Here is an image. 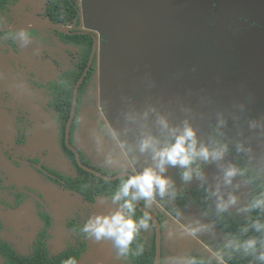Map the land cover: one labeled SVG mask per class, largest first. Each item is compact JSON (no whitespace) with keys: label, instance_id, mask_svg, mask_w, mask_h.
<instances>
[{"label":"rangeland","instance_id":"1","mask_svg":"<svg viewBox=\"0 0 264 264\" xmlns=\"http://www.w3.org/2000/svg\"><path fill=\"white\" fill-rule=\"evenodd\" d=\"M91 1L82 0V13L89 27L94 22L90 13L101 14L103 10L102 2L92 3L89 9ZM45 2L18 0L0 11L6 29L0 37L20 29L32 34L26 43L19 36L15 41H0V176L9 185L0 188V206L14 196L20 201L27 195L21 201L22 208L4 207L0 216L11 225L7 237L15 240L12 244L20 253L30 252L38 231L47 229L50 253L83 241L86 251L78 264H129L127 257L117 254L111 239L97 242L79 231L90 218L110 216L123 202H114L110 195L88 202L39 170L45 167L62 176L78 174L72 155L63 145V125L51 104L53 96L44 85L58 78L66 80L79 48L66 47L52 32L34 27L43 22L40 14ZM111 6V11L130 26L129 35L125 44L117 48L112 32L99 27L103 32L99 34L113 38L115 43L104 45L101 40L100 83L94 77L90 87L81 89L83 95L79 96L69 131L70 143L85 165L105 175H115L133 169L138 173L152 163L149 153L138 150L137 126L126 125L124 113L130 108L143 111L148 105L157 104L161 111L171 112L169 119L176 122L183 114L173 110L168 101L190 95L193 100L207 99L212 95L227 102L243 85L254 95L253 114L264 112V0H120ZM16 56L23 84L17 73ZM78 117L82 118L79 126ZM97 121H107L117 129L127 127L122 139L131 152H120L103 137L102 151H97ZM148 125L155 130L151 118ZM198 132L204 138L206 128L200 127ZM18 138L23 140L19 147L15 144ZM109 149L114 151L116 162L106 165ZM27 157L35 163L24 162ZM234 159L232 150L225 160ZM182 171L178 165L166 166L163 175L173 182L172 187L163 197L156 196L150 205L141 199L147 209L161 216L160 264H175L176 260L187 264L189 258L199 255L214 257L216 251H225L223 246L230 239L210 213L216 211V196H209L208 192L215 190L218 181L223 185L217 165L210 162L203 167L204 180L194 176L185 181ZM237 183L239 188L225 187L229 192L246 190L247 199L229 208L234 214L244 215L247 212L240 209L249 203L251 185L239 176L233 180V184ZM10 192L14 195L11 198ZM42 214L50 218L49 228ZM200 225L207 228L192 231ZM141 232L150 242L151 226L141 228Z\"/></svg>","mask_w":264,"mask_h":264},{"label":"clouds","instance_id":"2","mask_svg":"<svg viewBox=\"0 0 264 264\" xmlns=\"http://www.w3.org/2000/svg\"><path fill=\"white\" fill-rule=\"evenodd\" d=\"M0 27H5L3 17H0ZM16 36L25 43L32 38V34L27 29H20L7 31V34L0 39L15 41ZM254 102V95L241 85L239 93L230 95L227 102H222L212 95L207 99L198 97L193 100L190 95L188 98L178 97L168 101L173 110L183 114V117L176 122L169 119L171 112L161 111L157 104H150L143 111L130 108L124 113L126 125L137 126L138 150L140 153H149L152 163L138 173L133 169L132 174L122 181L118 191L111 197L114 202L123 199V204L116 212L110 216L90 218L79 229L80 233L97 242L111 239L117 254L126 257L139 230L146 228L149 222L147 212L139 221L133 219L135 202L143 199L147 206L153 203L156 196L165 195L173 185V182L163 175L168 165L180 166L183 169L181 176L185 181L191 180L194 176L204 180L206 177L203 167L211 162L217 165L222 174L224 186L239 188V183L233 184L234 178L239 176L248 185L264 188V112L253 114ZM150 118L155 130L148 125ZM52 119L55 120L54 117ZM81 119V117L77 118L78 126ZM97 125L96 131L99 135L94 137L97 151H102L101 137H103L111 141L120 152H131L127 141L122 139V133L128 131L127 127L117 129L107 121H97ZM200 127L206 128L204 138H201L198 132ZM232 150L235 152V159L225 160ZM115 162L114 151L109 149L105 154L104 164L111 165ZM173 195H175L174 189ZM208 195L216 196V214L221 219V214L237 202V196L233 192H229L225 199L221 192L220 181L217 182L215 190L208 192ZM257 209L264 212V191L253 196L240 211L252 212ZM249 219V227L261 235L243 240L235 236L228 239L223 246L228 251L213 253L218 264H225V255L231 259L233 253L240 252L244 256H253L264 264V223L259 219ZM249 227L241 228L240 232L247 233ZM204 228H207V225H200L192 231L197 232ZM63 264H78V262L74 257H69ZM175 264H184V262L176 260ZM187 264H197V262L194 258H189Z\"/></svg>","mask_w":264,"mask_h":264},{"label":"trees","instance_id":"3","mask_svg":"<svg viewBox=\"0 0 264 264\" xmlns=\"http://www.w3.org/2000/svg\"><path fill=\"white\" fill-rule=\"evenodd\" d=\"M18 0H0V10L6 8L8 5L16 3ZM78 0H46L43 16L49 23L52 34L59 37L64 43L72 46H78L77 58L73 67L71 68L67 79H60L59 81L51 82L47 85L50 90L53 100L51 104L58 112L59 117L64 123L68 117L70 104L72 101L73 87L77 78L81 74L91 51L93 38L88 33L66 34L59 30V27L65 29L75 28L82 25V16L79 8ZM87 25V22L85 23ZM93 67L90 69L79 87L80 90L86 84ZM78 94V98H79ZM64 145V143H63ZM65 149L72 155L74 163L78 167V174L76 176H62L52 170H48L54 177V180L61 182L69 189L78 192L88 202H93L101 195H114L123 180L128 177H120L115 180H103L100 177L80 168L74 158V154L65 145ZM264 188L260 186L251 185V192L249 194V201L253 196L258 195ZM123 202V199L121 200ZM142 201V200H141ZM136 205V204H135ZM207 212L209 210L205 209ZM210 212V211H209ZM216 224L229 236L239 238L240 240L247 239L251 236H260L249 227L250 219H259L264 223V212L259 209L247 212L244 215L234 214L233 211H226L222 215V219L215 212H210ZM144 216V213L139 210L136 205L133 219L139 221ZM159 220L160 216H158ZM148 225L152 228V236L150 242L146 241L141 229L137 237L133 240L128 258L129 264H153L155 257V242H154V228L151 219L149 218ZM249 227L247 233H241L240 229ZM43 235V234H42ZM85 244L82 242L81 246L67 247L56 254H50L44 245V242L37 240L33 249L28 254H19L6 241L0 239V256L3 258L4 264H63L69 257H74L77 261L80 259ZM142 249V250H141ZM228 251V250H225ZM225 264H261L253 256H244L242 252L233 253L232 258L229 259L225 255ZM197 264H218L215 257L211 256H197L195 257Z\"/></svg>","mask_w":264,"mask_h":264},{"label":"water","instance_id":"4","mask_svg":"<svg viewBox=\"0 0 264 264\" xmlns=\"http://www.w3.org/2000/svg\"><path fill=\"white\" fill-rule=\"evenodd\" d=\"M92 1L93 2H102L101 7L103 8V10H102L101 14H96L94 12H91L90 14L95 17V20L98 24L103 26L106 30H108V32H112L111 34L114 35L115 38L117 39L116 40L117 48H119L122 44H125V42L127 41V36L129 35L128 28H130L129 25L126 26L127 24L126 23L124 24V21H123V19H121V16H119V15L115 14L113 11H111V7H112L111 3L115 2V1L119 2L120 0H92ZM83 2H82V9L84 8V5H85V3H83ZM64 31H65V33H68V34L88 32L86 30L71 31L68 29L64 30ZM91 34L93 36V44H92V48H91L86 66H85L83 72L81 73V75L79 76V78L77 79V81L73 87V96H72L70 113H69V117H68L66 124H65L64 142H65V145L74 153L75 161L79 167H81L85 171L93 173L94 175L100 177L103 180L109 181V180H115V179L120 178L122 176L128 177L129 175L132 174V172L131 171H122V172H119L115 175H105V174L101 173L100 171L85 165L81 161L78 150L74 146H72L70 141H69V131H70V127H71V123L73 120L75 107H76V103H77L78 89H79V86H80L81 82L83 81L86 73L88 72V70L91 66V63H92V61L96 55L97 36L95 33H91ZM116 52H117V50H116ZM18 70H19V72L21 71V68L19 66H18ZM221 192L224 194V197L226 199L229 191L223 185H221ZM234 194L237 196V202H236V204L231 205V206L241 205L247 199V191L246 190H241V191H238ZM135 204L137 205V207L139 208V210L141 212H143L144 214L147 212L149 218L152 221V224L154 227V242H155V257H154L153 264H160V258H161V223H160L158 217L156 216V214L153 213L152 211H150L149 209H147L141 203L140 200L136 201Z\"/></svg>","mask_w":264,"mask_h":264},{"label":"flooded vegetation","instance_id":"5","mask_svg":"<svg viewBox=\"0 0 264 264\" xmlns=\"http://www.w3.org/2000/svg\"><path fill=\"white\" fill-rule=\"evenodd\" d=\"M46 3V2H45ZM45 3H44V5H43V8H42V13L40 14V16H41V18L43 19L42 21V23H40V25H38L37 23V25H34V27H36V28H42V29H44V30H48L49 32H51V30H50V26L51 25H49V23L47 22V20H46V18L43 16V11H44V7H45ZM78 4H79V8H80V11H81V16H82V25L81 26H79V27H75V28H69L68 30H71V31H79V30H86V31H88V32H82V33H88V34H90L91 36H92V34L91 33H95L96 34V36H97V50H96V55H95V57H94V59H93V61H92V63H91V66H90V68H89V70H88V72L90 71V69L93 67V69H92V71H91V73H90V75H89V78H88V80H87V82H86V84L85 85H88L89 87H90V85H91V82H92V79L95 77V79L97 78V82H98V78H99V83H100V69H101V67L99 66V64H98V60H99V53H98V49L100 50V44H102V42H101V40L102 39H104L103 41H105L104 42V45H106V44H108V45H114V39L112 38L111 40L110 39H108L107 37H102L99 33H103L102 31H100L99 29L100 28H102L101 30H106L103 26H101L100 24H98L97 22H96V20H95V17L93 16V15H90L89 17H90V20H94V22H92V28L91 27H89L88 25V23H87V25H85V23H86V19H85V16H84V14L82 13V0L80 1V2H77ZM92 3H94L93 1H91L90 3H89V9H91V4ZM8 6H10V5H8ZM7 6V7H8ZM6 7V8H7ZM5 9V8H4ZM2 10V9H1ZM0 10V11H1ZM32 24H34V23H32ZM88 26V27H87ZM84 27H87V28H84ZM100 27V28H99ZM59 30H61V31H63L64 33H65V31L64 30H67V29H65L64 27H59ZM4 31H6V29L5 28H3V27H0V36L3 34V32ZM106 32V31H105ZM66 34H68V33H66ZM74 34H76V33H74ZM59 38V37H58ZM92 38H93V36H92ZM0 41H1V39H0ZM64 43V42H63ZM92 44H93V41H92ZM8 45L9 46H13L10 42L8 43ZM65 46L67 47H69V46H72V45H70V44H68V43H65ZM92 48V47H91ZM15 62H16V69H17V73H18V76H19V79H20V81H21V83L23 84V79H22V73H21V71H22V68H21V66H20V63H19V59H18V56H16V59H15ZM87 63V62H86ZM18 66L21 68V71L19 72V70H18ZM85 66H86V64H85ZM85 66H84V68H85ZM84 68H83V70H84ZM83 70H82V72H83ZM81 72V73H82ZM88 72L86 73V75L88 74ZM81 75V74H80ZM79 75V76H80ZM86 75H85V77H86ZM84 77V78H85ZM79 78V77H78ZM77 78V79H78ZM61 78H58L57 80H54V81H59ZM67 79V78H66ZM65 80V79H64ZM84 80V79H83ZM53 81V82H54ZM77 81V80H76ZM82 83V82H81ZM47 85H48V83H45V88H47ZM81 85V84H80ZM84 85V86H85ZM83 86V87H84ZM80 87V86H79ZM88 87V88H89ZM48 89V88H47ZM78 94H79V89H78V93H77V103H78ZM80 95H83L82 94V92H81V90H80V94H79V96ZM73 96V95H72ZM71 103H72V101H71ZM77 103H76V105H77ZM105 105H107V104H105ZM104 105V107H106ZM109 107V106H108ZM70 108H71V104H70ZM75 110H76V107H75ZM69 113H70V109H69ZM74 114H75V112H74ZM68 117H69V114H68ZM68 117H67V119H68ZM74 117V116H73ZM67 119H66V121H67ZM60 120H61V122H62V125H63V121H62V119L60 118ZM66 121H65V123H64V127H63V143H64V145H65V142H64V132H65V124H66ZM69 141H70V139H69ZM16 146H20V145H22L23 144V140H22V138H18V139H16ZM72 145V144H71ZM66 146V145H65ZM73 146V145H72ZM67 147V146H66ZM68 148V147H67ZM69 149V148H68ZM70 150V149H69ZM71 151V150H70ZM74 154V153H73ZM75 158V157H74ZM32 161H30V157H27V159L24 161V162H27V163H35V161H34V159H31ZM78 165V164H77ZM81 168V167H80ZM40 171H43V172H45L54 182H57L58 184H60V185H63L61 182H59V181H56V180H54V176L48 171V170H50V169H47V168H41L40 167V169H39ZM84 170V169H83ZM53 171V170H52ZM132 172V171H131ZM16 176H17V178L18 179H24L25 180V177H23V176H20V175H17L16 174ZM15 177V176H14ZM123 177V176H122ZM126 177V176H125ZM118 179V178H117ZM2 186H5V187H8L9 185L8 184H5L3 181H2V178H1V176H0V188H2ZM208 191V190H207ZM233 193H236V192H233ZM104 195H106V194H104ZM12 196H14L13 195V193H11L10 192V194H9V197L11 198ZM27 195H25V196H23L22 198H20V201H18V197L17 196H14L12 199H10V200H5L3 203H2V205L3 206H0V212L2 211V210H4V207H5V209L6 210H12V209H15V210H17V209H20V208H22L21 206H22V204H24V203H21V201H23V200H25L24 198L26 197ZM102 196V195H101ZM100 197V196H99ZM248 197H249V194H248ZM98 199V197L96 198V200ZM95 200V201H96ZM141 201V200H140ZM141 203H142V201H141ZM143 204V203H142ZM6 207H8V208H6ZM231 210H233V209H230V208H228V210L227 211H231ZM237 210V209H236ZM151 211V210H150ZM42 217H43V219L45 220V226L47 227V228H49V225H50V218L47 216V215H45V214H42L41 215ZM157 216V215H156ZM158 217V216H157ZM161 217V216H160ZM159 219V218H158ZM160 221V220H159ZM160 223H161V221H160ZM8 226H9V228H11L10 226L11 225H8V224H5L3 221H2V219H1V216H0V239H2V240H4V241H6V242H8L13 248H14V246H13V242H15V240H12L11 238H9V237H7V233H6V231H7V229H8ZM161 226H162V224H161ZM154 228V227H153ZM45 229H42V230H40V231H38V233H37V235H36V239H35V241H34V244H35V242L37 241V240H41L42 242H44V245H45V247L47 248V250H48V239L46 238L47 237V229L44 231ZM154 230V229H153ZM43 234V235H42ZM6 235V236H5ZM83 242V241H82ZM82 242H80L77 246H81V244H82ZM85 245V248H84V250L82 251V254L86 251V243L85 242H83ZM77 246H74V247H77ZM14 250L17 252V253H19V254H28V253H20V252H18L15 248H14ZM32 251V250H31ZM30 251V252H31ZM48 252H49V250H48ZM50 253V252H49ZM50 254H56V253H50ZM81 254V255H82ZM0 258L2 259V263L0 262V264H4V261H3V258L0 256Z\"/></svg>","mask_w":264,"mask_h":264}]
</instances>
